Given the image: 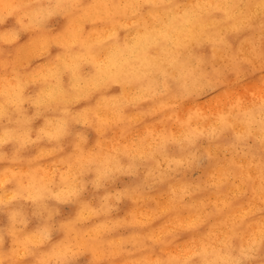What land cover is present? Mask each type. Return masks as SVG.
I'll use <instances>...</instances> for the list:
<instances>
[{
  "label": "clouds",
  "instance_id": "clouds-1",
  "mask_svg": "<svg viewBox=\"0 0 264 264\" xmlns=\"http://www.w3.org/2000/svg\"><path fill=\"white\" fill-rule=\"evenodd\" d=\"M0 264H264V0H0Z\"/></svg>",
  "mask_w": 264,
  "mask_h": 264
}]
</instances>
